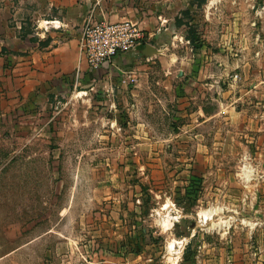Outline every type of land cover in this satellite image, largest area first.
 Listing matches in <instances>:
<instances>
[{"label":"rangeland","instance_id":"374dc122","mask_svg":"<svg viewBox=\"0 0 264 264\" xmlns=\"http://www.w3.org/2000/svg\"><path fill=\"white\" fill-rule=\"evenodd\" d=\"M185 34L64 74L23 105L1 85L0 264H248L264 249V58L228 38L223 90L189 105L187 72L207 53Z\"/></svg>","mask_w":264,"mask_h":264},{"label":"crops","instance_id":"0c3cea01","mask_svg":"<svg viewBox=\"0 0 264 264\" xmlns=\"http://www.w3.org/2000/svg\"><path fill=\"white\" fill-rule=\"evenodd\" d=\"M225 1H229L233 15L229 20L223 10ZM200 8L204 14L198 24L194 11ZM263 8L264 0H206L200 7L196 0H0V89L2 85L8 97H12L11 101L19 106L32 97L35 89L50 81L64 74L78 76L89 66L79 49L82 25L89 17L98 21L132 20L148 32V44L155 45L158 51L160 45L167 48L163 37L178 39L184 31L190 43L187 26L176 25V18L182 16V11L190 9L191 23H195L201 40L199 48L194 50L191 45V49L207 53L200 67L195 68L191 62L187 72L189 85H185L188 86L185 97L190 105L196 102L199 94L203 96L214 86L218 91L221 82L225 83L233 70L222 54L229 53L233 45L243 54L252 53V60L261 65L264 58ZM57 21L62 27H54ZM34 22L39 23L36 34H33ZM34 35L43 43L32 41L30 38ZM233 37L232 45L228 38ZM145 46L138 45L132 51L145 53ZM244 62L240 59L232 62L236 67L233 69H239L237 72L243 69L241 81L248 79ZM255 74L263 78L259 68ZM249 255L248 264H253V260L255 264H264V249Z\"/></svg>","mask_w":264,"mask_h":264},{"label":"built area","instance_id":"2783aa9c","mask_svg":"<svg viewBox=\"0 0 264 264\" xmlns=\"http://www.w3.org/2000/svg\"><path fill=\"white\" fill-rule=\"evenodd\" d=\"M57 22L54 27H62ZM81 31L80 53L93 69L110 63L119 54L130 52L138 45L145 46L149 42L145 30L132 20L98 21L89 17L83 23ZM234 78L238 79V74Z\"/></svg>","mask_w":264,"mask_h":264},{"label":"trees","instance_id":"16d2710c","mask_svg":"<svg viewBox=\"0 0 264 264\" xmlns=\"http://www.w3.org/2000/svg\"><path fill=\"white\" fill-rule=\"evenodd\" d=\"M206 0H196L198 2V7H200ZM193 20V15L190 9H184L182 11V16L176 18V25L178 27L182 25L187 26L188 35L187 38L190 41V44L195 49L201 46V40L199 34L197 33L195 24H192L191 21ZM32 41H38L40 44L43 43L42 39L33 36L30 38Z\"/></svg>","mask_w":264,"mask_h":264},{"label":"bare ground","instance_id":"6f19581e","mask_svg":"<svg viewBox=\"0 0 264 264\" xmlns=\"http://www.w3.org/2000/svg\"><path fill=\"white\" fill-rule=\"evenodd\" d=\"M219 210H221V209H215V210H205V211H203L202 212V214H203V216L204 217H206V218H208V217H211V214L213 213V212H217V211H219ZM163 225H165V226H167V228H170V217H167V218H162L161 220H159ZM226 222V221H225ZM218 225V223L217 222H214V223H212V226L213 227H215V226H217ZM175 247V243H171L170 244V246H169V248H170V250H173V249H175L174 248Z\"/></svg>","mask_w":264,"mask_h":264},{"label":"water","instance_id":"95a60500","mask_svg":"<svg viewBox=\"0 0 264 264\" xmlns=\"http://www.w3.org/2000/svg\"><path fill=\"white\" fill-rule=\"evenodd\" d=\"M156 51H157L156 48L150 44H147L145 46V53L146 54H151L152 52H156Z\"/></svg>","mask_w":264,"mask_h":264}]
</instances>
